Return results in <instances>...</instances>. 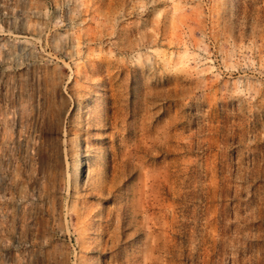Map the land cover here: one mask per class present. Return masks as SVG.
<instances>
[{"label": "rangeland", "instance_id": "obj_1", "mask_svg": "<svg viewBox=\"0 0 264 264\" xmlns=\"http://www.w3.org/2000/svg\"><path fill=\"white\" fill-rule=\"evenodd\" d=\"M0 264H264V0H0Z\"/></svg>", "mask_w": 264, "mask_h": 264}]
</instances>
